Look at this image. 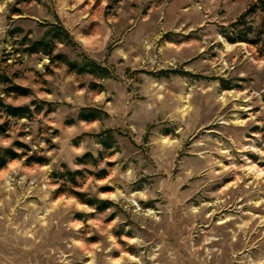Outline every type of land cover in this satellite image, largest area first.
Here are the masks:
<instances>
[{
    "label": "rangeland",
    "instance_id": "1",
    "mask_svg": "<svg viewBox=\"0 0 264 264\" xmlns=\"http://www.w3.org/2000/svg\"><path fill=\"white\" fill-rule=\"evenodd\" d=\"M0 150V264H264L257 1L0 0Z\"/></svg>",
    "mask_w": 264,
    "mask_h": 264
},
{
    "label": "trees",
    "instance_id": "2",
    "mask_svg": "<svg viewBox=\"0 0 264 264\" xmlns=\"http://www.w3.org/2000/svg\"><path fill=\"white\" fill-rule=\"evenodd\" d=\"M257 1V5L259 6V9L261 10V12L264 15V0H256ZM231 43H236V42H243V43H249L248 41H246V39L244 38H240L239 40H230ZM253 44V43H250ZM37 47L42 48V52L44 55L49 56L50 55V51L48 52L47 49H45V46H43L41 43H38L36 45H34V49L31 50L33 52H38L36 50ZM11 93H14L16 95L19 96H25L26 95V90L20 88V87H12L10 89ZM5 110L7 112V114L11 117L14 118H24L28 115L29 110L27 108H20V107H5ZM85 121H87V119H84ZM17 158L16 153H14L13 151L10 150H0V168H3L7 162L9 161H13ZM40 162V161H39Z\"/></svg>",
    "mask_w": 264,
    "mask_h": 264
}]
</instances>
